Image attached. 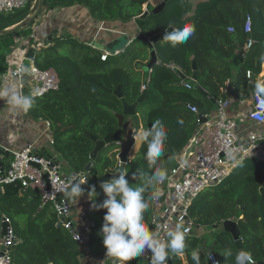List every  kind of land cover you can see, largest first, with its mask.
<instances>
[{"label":"trees","instance_id":"trees-1","mask_svg":"<svg viewBox=\"0 0 264 264\" xmlns=\"http://www.w3.org/2000/svg\"><path fill=\"white\" fill-rule=\"evenodd\" d=\"M149 1L45 0L44 9L81 4L89 7L100 20L127 23L143 14L144 5ZM37 5L36 2L34 8L30 5L1 15L0 29L18 24ZM248 15L253 19V31L249 34L245 32ZM185 24H194L196 30L184 44L173 46L171 42L163 41L150 47L146 41L137 38L123 53L109 56L106 61L101 59L103 52L91 46H86V51L77 56L63 54L53 46L36 51V65L56 69L61 88L35 98L28 111L32 116L51 123L56 147L72 161L75 171L85 170L91 161L95 142L87 133L104 139L120 128L117 115L123 113V100L107 92L104 86L116 90L121 85L124 99L130 104L137 102L147 79L140 73L145 68L149 71L147 67L153 49L157 52L158 63L153 66L149 101L145 102L152 107L146 110L142 124L148 131L157 120L161 122L168 150L173 156L184 152L200 126L199 114L188 104L197 106L199 113L210 114L216 108L217 100L224 97L221 90L228 81H231L235 96L250 97L247 71L251 70L258 79L264 65V0H171L161 13L147 17L141 32L151 38ZM31 26L18 32L25 31L29 35ZM230 26L235 27V32L229 31ZM12 36H1L0 41ZM250 37L256 43L247 56L241 58L240 51ZM5 46L0 44L2 49ZM170 62L182 68L191 89L182 86V78L166 66ZM194 62L197 79L194 78ZM145 103L139 105V114ZM129 119H126L124 132L129 129ZM120 148L116 143L108 145L94 161L91 178L95 187L98 175L107 169H117ZM147 150V144L142 141L136 156L128 164L129 174L144 168V179L151 176L156 167L162 168L164 157L160 156L157 164L150 166L146 159ZM153 192L154 188L145 193L149 202ZM100 199V196L96 197L98 203ZM151 212V207L145 212L144 222L148 226L151 225ZM1 214L10 220L20 240L11 250L13 264H82L81 243L69 230L57 224V213L51 204L41 206L39 191L24 189L19 183L6 186L5 192H0V217ZM96 214L102 215L99 210ZM191 216L196 224L203 226H216L235 216L242 232V249L251 253L256 264L264 263V158L249 156L236 166L222 185L203 192L192 204ZM95 223L89 246L92 253L101 254L106 252L99 234L103 223L99 218ZM220 233L211 246L195 233L186 236L189 264H195L191 255L194 250L200 253V264H210V253H214L221 264H235V255L239 251L236 242L225 230ZM225 249H231L233 253L227 259L221 254ZM166 263L184 264L177 255H171ZM127 264H150V260L145 261L141 256Z\"/></svg>","mask_w":264,"mask_h":264},{"label":"built area","instance_id":"built-area-1","mask_svg":"<svg viewBox=\"0 0 264 264\" xmlns=\"http://www.w3.org/2000/svg\"><path fill=\"white\" fill-rule=\"evenodd\" d=\"M36 0H0V16L24 9L30 5L35 6ZM230 32H235V27H229ZM253 19L247 16L245 32L252 33ZM34 37V35H33ZM256 40L249 38L248 42L240 51L241 58L253 48ZM33 47H44V43L37 41ZM117 50L115 54L121 53ZM111 53L102 55L106 60ZM26 58L20 59L12 70L13 76L18 79L19 91L33 98L43 97L46 94L58 91L61 88V78L54 68H40L34 60L30 66ZM1 63V57H0ZM23 65L29 70L26 73H18L17 69ZM182 78V68L174 62L166 64ZM152 70L146 82L142 85V91L148 90L151 82ZM25 79L32 82V88H28ZM248 83L255 85V74L247 71ZM181 85L188 89L192 85L182 78ZM224 97L217 100L216 114H203L207 117L205 123H200L196 133L193 135L190 144L184 152L178 155L179 163L155 189L151 198V226L160 231L161 237L166 238V232L175 228L177 223L184 226L186 236L192 235L194 229L202 228L203 225L196 224L191 216V207L194 201L206 190L217 188L231 176L236 166L242 163L249 156H254L264 147V130L253 131L246 137L239 135V121L228 115V109L237 102V98L231 95L229 82L222 88ZM188 107L199 114L197 106L188 104ZM249 119L264 126V96L253 93L252 109ZM51 123L48 122V126ZM136 138L135 134H132ZM54 143V141H52ZM235 150L233 159L229 152ZM3 155L8 154L7 166L0 165V192L4 193L6 186L19 183L24 189L39 191L41 206L51 204L55 209L58 222L65 229L69 230L74 239L82 241V235L78 231L74 210L79 203L69 197L66 193L73 183H82L81 187L85 192L91 184V170H80L66 174L61 171V165L57 158L45 155L38 151L33 143H28L22 150H4ZM47 175V178L45 177ZM86 180V183H84ZM6 220L10 221L7 217ZM236 220V217L231 218ZM224 222V221H223ZM84 230L89 233L91 227L85 225ZM20 242L12 225L8 229L2 242L0 250V264H13L12 247ZM150 254L145 258L150 260ZM254 259V258H253ZM255 260V259H254ZM210 264H221L214 253L209 254ZM113 264H125L123 261H116Z\"/></svg>","mask_w":264,"mask_h":264},{"label":"crops","instance_id":"crops-1","mask_svg":"<svg viewBox=\"0 0 264 264\" xmlns=\"http://www.w3.org/2000/svg\"><path fill=\"white\" fill-rule=\"evenodd\" d=\"M162 1L163 0H150L149 3H146L144 5V10L145 9L150 10L151 7L154 8L155 6L159 5ZM29 29H30L29 30L30 34L27 35L28 37L26 38H20L19 34H21V32L18 31L8 34L14 36V41H16V43L17 42L21 43V46H16V49H19L18 52L13 49L14 45L13 42H11V37L6 38L5 40H1L2 42L0 41V44L4 43L8 49V52L5 53L4 48L2 49V47H0V57L1 60L3 59V61L0 63V91H3L5 88H9V87L19 91L18 89L19 85H17L18 78L16 76L15 78L12 77L13 75L12 70L15 69L16 64L18 63L17 60L23 58L27 59L26 62L34 60L36 51L41 48L53 46L54 49H58V51H61L63 54H69L68 52L70 51H66L64 49L66 46H73L75 49H77V47H75L74 45H79L84 47L85 45H88L96 50L106 52L109 50L107 48V44L109 42L117 40L123 34H126L128 36H134L135 34H137V31H140L136 23V20L127 23H122L119 20H112V21L100 20L95 17V15L91 12V9L89 7L81 4H75L71 6H58L55 8L44 9L43 12L40 14V16L36 18V20L32 23V26ZM37 41L38 42L42 41L44 43V47H40V48L33 47V45L36 44ZM96 45H101L102 48L99 49L98 47H96ZM25 46L26 48L23 49V47ZM30 48L34 50V55L32 59L27 57V52ZM11 49L16 52L12 51ZM13 52H14V57L12 59L13 66L9 68L10 70L8 69V71H5L3 66L6 63L7 56H9V54H12ZM73 52L75 55H77L79 51L74 50ZM30 64L28 65L30 66ZM6 78L16 82L7 80ZM257 81H264V67L261 74L258 76V79H256V82ZM228 82L231 87V95L235 96L234 93L232 92L231 81ZM25 84L31 86L28 88H32L33 84L29 79H25ZM249 90H250V97L235 96V98H237L238 100L235 104H233V106L230 109H228L227 112L230 117L236 118L239 121L240 124L239 135L241 137H246L253 131L260 132L264 130L263 125L258 124L252 121L251 119H249V113L252 109V97L254 93V85H251L249 83ZM216 108L210 113V116H214L216 114ZM48 122L49 121L43 118H36L32 116L28 110L18 111L15 107H13L7 102L6 98L0 99V150L3 151L22 150L27 146L28 143H33L38 149V151L42 152L45 155H51L59 159L57 155L54 156L48 150L49 145L50 147L56 146L55 133L52 128V125L48 126ZM136 136L138 137L137 134ZM52 141H54V143H52ZM139 148L135 152H133L132 150L130 154L131 158H134L136 156ZM58 151L61 154H63L61 150ZM254 157L264 158V147L261 150V152H258L256 155H254ZM1 158L2 159L0 161V165L7 166L9 162L8 155L6 154L4 156H1ZM134 184L135 182H133L131 185ZM160 184L161 182L155 185L154 191L157 187H159ZM96 185L97 186L95 188L100 186L98 182ZM95 190L98 194L97 197L100 196L101 197L100 202H102L106 198L103 191L100 189L99 190L95 189ZM90 198L95 199V197L92 196L91 194H90ZM90 198L88 196V191H86L83 196L78 198L79 203L75 208V215H74L75 220L77 222L78 231L82 235V241H78L82 245V253H81L82 264H109L110 262H112L111 264H113L117 260L112 257H106V252H103L101 254H94L90 249L89 240L91 235L95 231V225H96L95 222L99 218L97 214H95V217H91L89 215V212L92 209L91 208L92 201L90 200ZM150 207H151V202H150ZM103 210L106 211V209ZM100 213L102 214L101 216L104 217L105 214L102 212ZM4 217L6 216L4 214H1L0 250L2 249V242L5 236L3 234V229H2V223ZM234 217L235 216L231 218ZM87 224H89L91 227V231L89 233H87L84 230V227ZM203 228L204 226L202 228H196L194 229L193 233L197 234L198 236H202L204 232ZM163 239H167V238H163ZM215 244H217V242ZM147 254H150V252L146 250V253L142 255L145 260H147L145 258ZM180 257L182 258L184 264H189L187 248H185L184 254Z\"/></svg>","mask_w":264,"mask_h":264},{"label":"clouds","instance_id":"clouds-1","mask_svg":"<svg viewBox=\"0 0 264 264\" xmlns=\"http://www.w3.org/2000/svg\"><path fill=\"white\" fill-rule=\"evenodd\" d=\"M195 30L194 24H185L175 30L165 31L162 39L171 42L173 46L184 44L194 34ZM126 48L122 50L121 53H123ZM106 52L111 53L109 56L121 54H115V52L109 50ZM106 52H103V54ZM28 70L27 67L21 65L18 67L17 72L26 73ZM151 70L153 73V68ZM254 90L256 94L264 96V81H257L254 85ZM141 92L143 91L141 90ZM4 98H6L7 102L18 111H27L34 103L33 96L25 95L21 91L10 87L0 91V99ZM200 114L202 113H199V115ZM160 123L161 122L157 120L153 127L142 133L140 137V139L147 144L148 150L146 159L150 166L157 164L162 154L163 142L166 139V132L162 128L157 127ZM180 123H182V121H180ZM136 133L137 132H132L129 138H131V136L133 137L132 134L136 135ZM137 138L136 136V142ZM125 140H127V137ZM118 145L121 146V150L125 143L123 145ZM234 151L235 150H230L229 152V155L233 159H235ZM166 175L167 172L165 169L156 167L153 174L146 177L141 186L133 188L130 186L128 179H126L127 173L121 169V171L110 180L100 183V188L106 198L99 203L96 201L98 194L95 190V185L90 186L88 196L90 198L91 194L95 197V199L90 198L92 201V210L106 209V213L103 217V225L99 233L102 236L103 245L106 248V257H112L117 261H123L127 264L128 261L141 257L147 250L151 253L150 264H166L171 255L182 256L184 254L186 248V233L182 224L177 223L174 230H168L165 234L167 239H163L161 238L159 230L148 226L144 222L145 212L150 207L149 198L145 196V193L149 189L154 188L159 182L164 181ZM84 183H86V180ZM81 185L82 183L80 182L73 183L70 186V190L66 193L69 197L75 199L76 202L78 198L85 194V189L82 188ZM221 254L226 259L233 255L231 249H225ZM191 255L195 264H200L199 251L194 250ZM235 264H256V261L253 259L250 252L242 250L236 253Z\"/></svg>","mask_w":264,"mask_h":264},{"label":"water","instance_id":"water-1","mask_svg":"<svg viewBox=\"0 0 264 264\" xmlns=\"http://www.w3.org/2000/svg\"><path fill=\"white\" fill-rule=\"evenodd\" d=\"M169 1H171V0H163L159 5L155 6L152 10H144L143 14L140 15L136 19V23L138 25L139 30L141 31L142 28L144 27L147 17H149L151 14L161 13L165 9V7ZM36 2L38 3L36 9H32L31 13L27 17H25L21 22L12 26L11 28L0 29V36H4V35H8V34L17 32V31L31 25L36 20V18H38L40 16V14L43 12V10L45 8V0H36ZM172 30L173 29H168L167 31H172ZM140 31H137V34H135L134 36H128L126 34H123L117 40L109 42L107 44V48L111 52H115L116 50H124L126 47H123L122 44L124 43L125 40L127 41L126 42L127 46H129V44L137 38L146 41L150 47H154L157 43L165 41L162 39L165 33L155 35L151 38H147ZM25 48H26V46L23 47V49H25ZM33 55H34V50L32 48H30L27 52V57L32 59ZM157 63H158L157 52H156V50L153 49V51L151 52V61H150L147 68H149V70H151L153 68V66L156 65ZM194 69L195 70L197 69L195 62H194ZM186 78H187V76L183 75V79H186ZM194 78L197 79V70H196V73L194 74ZM195 87L197 89L203 91L201 86L196 85ZM104 89L109 93H114L115 95H117L119 98H121L123 100V106H124L123 113L117 115L119 118V127L120 128L115 134L106 135L104 139H98L93 134L87 133V136L92 138L93 141L95 142V148L93 149V151L90 154L91 161L87 164L85 170L90 171L92 169L94 161L97 159L98 155L102 152V150L106 146L112 145L114 143L121 144V145H123L125 143L124 147L120 150V153L118 155L119 162H118L117 169L116 170H110V169L105 170L102 174L98 175L97 182L100 185V183L102 181L110 180L114 175H117V173L119 171H121V169H122L125 173H127L126 179H128V181L131 185L137 179L142 178L144 176V168L138 169V171L134 174H129L127 167L131 161L130 154H131L133 148L136 146V138H133L131 136V138H128L127 140H125L126 139L125 138L126 131L124 132V128L126 126V119L130 118L129 120L134 122L135 132H139L141 130L142 118H141V115L138 113V108H139L140 104L149 101V93L147 90L143 91L141 93V96L138 98L137 102H135L134 104H130L124 99V93L122 91L121 85L116 90L110 89L106 86H104ZM199 118H200V123H205L207 121V117L203 116L202 114L199 115ZM131 121H130V123H131ZM157 127L161 128V125H158ZM125 141H127V142H125ZM3 153H4L3 150H0V161L2 159L1 156L3 155ZM49 156H51V155H49ZM161 156L164 157V161H168L171 157H173V155L168 150L166 139L163 142ZM45 177L47 178V175ZM100 212H102L104 214L106 213V211H104L103 209H100ZM3 219L4 220L2 223V229H3V234L6 235L8 232V229L11 226V223H10V221L6 220V217H4ZM223 227H224L223 229L226 232L230 233L233 236L238 250L242 251L243 250L242 249V239H241L242 232H241L240 225H239L238 221L237 220H231V219L226 220L223 222ZM258 264H264V263L259 262Z\"/></svg>","mask_w":264,"mask_h":264},{"label":"rangeland","instance_id":"rangeland-1","mask_svg":"<svg viewBox=\"0 0 264 264\" xmlns=\"http://www.w3.org/2000/svg\"><path fill=\"white\" fill-rule=\"evenodd\" d=\"M120 22H122V23H125V22H123V21H120ZM31 28V27H30ZM20 36V38H26V37H28L27 35V33H25V31L24 32H21V34H19ZM1 37V36H0ZM11 42H13V45H14V50H16L17 52H18V50L19 49H16V46H21V43H19V42H17L16 43V41H14V36H12L11 37ZM126 40L124 41V43L122 44V46L123 47H127V44H126ZM138 44H139V42H137ZM140 45V44H139ZM8 46H9V44H8ZM75 47H77V49H75L73 46H66L64 49L66 50V51H70V52H68L71 56H77L78 54H79V52H85L86 51V46H88V45H85V47L84 46H79V45H74ZM96 47H98L99 49L100 48H102L101 47V45H96ZM144 48V47H143ZM63 49V50H64ZM12 50V49H11ZM14 50H12V51H14ZM74 50H76V51H79L78 53H77V55H75L74 54ZM16 51H14V52H16ZM4 52L5 53H7L8 52V49H7V47L5 46L4 47ZM14 52L12 53V54H9V56H7V59H6V63L4 64V66H3V68L5 69V71H8V69L9 68H11L13 65H12V59H13V57H14ZM19 52H21V51H19ZM144 52L146 53V51H145V49H144ZM9 53H11V52H9ZM20 60V59H19ZM19 60H17V62H19ZM28 64H30L31 63V61H28L27 62ZM263 67H264V65H263ZM10 70V69H9ZM131 70H134V68L132 67L131 68ZM141 76H143L144 77V75H146V76H148L149 75V71H147V69L145 68V69H142V71H141ZM145 76V77H146ZM12 77L13 78H15V76H13L12 75ZM7 79V78H6ZM7 80H10V79H7ZM10 81H13V80H10ZM13 82H16V81H13ZM15 85H16V83H15ZM17 85H18V82H17ZM13 87H14V85H13ZM152 107V105L150 104V103H145V105H142L141 107H140V109H139V111H140V114H141V116H142V123H143V120H144V116H145V112H146V110H148L149 108H151ZM131 121V120H130ZM135 125L133 126L132 125V121H131V123H130V126H129V129L128 130H126V133H125V138L127 137V139L129 138V135H130V133L131 132H133V133H135ZM145 132V129H144V126L142 125V127H141V130L139 131V132H137L136 134L138 135V138H137V142H136V146L133 148V152H135L138 148H139V145L141 144V142H142V140L140 139V137H141V134L142 133H144ZM115 144V143H114ZM48 150H49V152L50 153H52L54 156H58V160L60 161V163H61V171H63L64 173H66V174H69V173H72V172H74L75 170H77L76 169V167L74 166V164L72 163V161L71 160H69L68 158H66L63 154H61L58 150V148L56 147V146H51L50 147V145H49V147H48ZM132 159V158H131ZM179 163V159H178V157H176L175 155L173 156V157H171L168 161H163L162 162V168L163 169H165L166 170V172H167V175L172 171V169L174 168V167H176V165ZM94 177V176H93ZM143 178V177H142ZM142 178H139V179H137L136 181H135V184L134 185H131V187H133V188H136V187H139V186H141V184L143 183V181L145 180V178L144 179H142ZM91 184L92 185H94V180H93V178H91ZM102 190L101 188H97V190ZM210 190V189H209ZM95 214H96V210H90V212H89V215L91 216V217H95ZM74 215H75V210H74ZM76 216H77V214H76ZM99 217V219H100V221L103 223V216H98ZM0 226H1V223H0ZM224 227H223V222H221V223H219V225H217V226H212V225H208V226H204V228H203V235L201 236V239L203 240V242L206 244V245H209V246H211L212 245V243H214V241L216 240V239H214V238H216L217 236H219L221 233L220 232H222L224 229H223ZM216 243V242H215ZM146 261V260H145Z\"/></svg>","mask_w":264,"mask_h":264}]
</instances>
